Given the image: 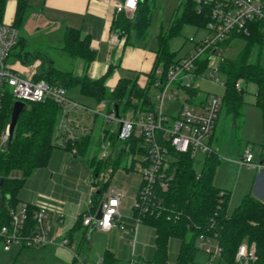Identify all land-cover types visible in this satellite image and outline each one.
<instances>
[{
	"label": "trees",
	"instance_id": "obj_1",
	"mask_svg": "<svg viewBox=\"0 0 264 264\" xmlns=\"http://www.w3.org/2000/svg\"><path fill=\"white\" fill-rule=\"evenodd\" d=\"M7 0H0V21H3ZM182 11L171 19L166 34L159 35V46L156 50L157 57L152 72H150L147 85L141 87L137 76L120 77L113 88H109L106 80L113 70V64L109 70L98 78L89 76V68L96 58V51L91 46L89 36H82L81 31L75 27H67L63 34L61 50L70 58L79 59L82 62V72L66 70L56 66L50 57H40L41 64L33 73L35 79H46L52 83L63 85L67 90L79 87L83 95L93 98L98 104L105 101L107 110H113L118 105L119 112L124 114L128 109H152L154 101L149 95V89L156 80L155 69L159 64L164 67L176 61L174 53L168 49V40L177 35L185 23H191L198 27H205L208 19V7L196 0L181 1ZM28 8L26 0H17L14 25L20 27ZM153 2L151 0H139L138 7L133 16L124 11H116L112 29L126 37L125 44L131 43L132 37L145 40L148 36V27L151 20ZM241 38L244 45L235 57L223 55L220 61V70L225 73V92L221 112L224 110L233 117V124L242 122L247 104L244 83L254 82L257 86L256 104L261 108L263 121V142L261 155L264 156V32L261 24L255 22L251 25L249 34L233 36L222 43L224 50L231 42ZM25 40L20 37L18 45L13 51V56L19 58L22 63L30 62L29 53L24 52ZM18 48V51H17ZM207 61L200 71L205 68ZM238 80H242L241 87H237ZM195 95L196 90H190ZM13 104L5 109L2 120V128L11 121ZM61 104L48 99L41 102H28L19 115L13 136L6 148L0 151V229L3 225H10V209L17 208L20 203L19 194L27 178L38 168L45 166L52 155L54 148L64 147L75 154H85L95 144L93 131L69 137L65 132L55 134V125ZM220 112V113H221ZM96 117H99L96 115ZM93 130V129H92ZM108 135L113 145L116 146L114 133L103 130ZM115 136V137H114ZM140 138L132 137L125 141L130 142L131 151H136ZM128 146V144H125ZM125 147L119 150L117 156L112 159L100 158L97 162L95 156L90 160L95 176L94 183L99 185V191L94 192V205L90 211L79 216L78 225L83 223V218L96 208L99 200L109 188L110 180L99 179L100 169L105 166L112 168V174L121 165L122 154ZM139 151H143L139 148ZM144 153V151H143ZM173 164L175 167L174 178L169 183L168 189L159 190L158 201L161 205L160 213L148 212L143 215L142 222L153 226L154 257L140 264H169V243L171 238L180 240L175 264H189L193 261L197 247V240L202 234L217 235L218 241L223 247L222 258L226 264H236L235 255L241 243L254 244L257 259L254 264H264V202L263 199L249 193L245 195L233 212L228 211L231 192L217 187L213 183V172L221 160L219 152L214 151L203 159L202 169L196 170L195 160L188 155L178 154ZM134 163L125 168H132ZM22 172V178L12 179L8 174L12 171ZM28 203V219L26 231L33 233L35 229L34 214L37 206ZM135 216L138 211L132 206ZM158 211V210H156ZM171 211H178L179 218L168 219ZM3 237L0 235V240ZM102 264H121L115 253L106 249L103 254Z\"/></svg>",
	"mask_w": 264,
	"mask_h": 264
},
{
	"label": "built area",
	"instance_id": "obj_2",
	"mask_svg": "<svg viewBox=\"0 0 264 264\" xmlns=\"http://www.w3.org/2000/svg\"><path fill=\"white\" fill-rule=\"evenodd\" d=\"M105 3L114 6L116 11H124L127 15L133 16L139 0H103ZM207 6L209 19L205 27L204 36L195 40L194 47L188 55L164 67L159 64L155 69L157 87V102H154L152 109H128L124 114H116L115 108L107 110V104L102 101L99 105L103 108L94 109L87 105L78 103L68 96V90L60 84L52 83L46 79H35L33 75L26 77L20 69L11 63L13 51L18 45L20 32L18 27L12 23L0 21V149L8 145L9 123L2 128V120L5 109L16 101L41 102L51 99L59 104H70L74 108L81 107L90 115L101 116L105 122L118 121L119 127L112 131L117 139L128 140L137 137L144 151V159L141 163V185L134 201V207L138 211L134 217V224L129 227L133 235V244L136 240L137 228L143 220V215L148 212L160 213L161 205L157 200L159 190L168 189L169 183L174 178L175 167L173 164L178 154L188 155L195 162H203L206 155L214 151L210 143L218 117L221 112L223 95L206 93L200 96V86L197 81L209 71L210 77L215 82H220L215 72L220 70V61L224 55L222 43L240 34H249L251 25L255 22L261 24L264 32V0H196ZM207 61L205 68L200 71ZM242 80H238L237 87H241ZM190 90H196L193 95ZM183 99V104L177 116H167L163 111L164 100ZM128 115L129 117H127ZM85 130V129H84ZM69 137H75L71 127L64 128ZM104 134V132H103ZM111 140L102 144L100 157H109L112 147ZM240 166L247 165L255 168L264 174V156L256 158L255 153L245 149L238 160ZM22 172L12 171L9 178L20 179ZM0 178L3 177L0 175ZM122 193L111 190L105 199L98 205L95 211L89 212L83 218V224L93 226L100 230L108 231L120 223L121 213L120 198ZM264 202V197L262 198ZM93 205V199L89 200ZM101 210V217H97ZM158 210V211H156ZM64 212H58L57 218L63 221ZM10 225H3L0 235L4 240V248L9 249L13 243H20L22 246L33 245H57L70 250V239L66 236L57 239L50 236L52 219L45 206L37 207L34 214L35 229L33 233L26 231L28 219V203L21 202L17 208L10 209ZM168 219L179 218L178 211H171ZM200 247L204 248L210 255L209 264H213L217 256H222L223 247L217 239V235L202 234L198 238ZM214 241V242H213ZM77 259L78 254L73 252ZM257 259L254 244L241 243L235 255L236 264H254ZM103 256L98 262L102 264ZM82 264H85L82 262ZM131 264H137L135 260Z\"/></svg>",
	"mask_w": 264,
	"mask_h": 264
},
{
	"label": "rangeland",
	"instance_id": "obj_3",
	"mask_svg": "<svg viewBox=\"0 0 264 264\" xmlns=\"http://www.w3.org/2000/svg\"><path fill=\"white\" fill-rule=\"evenodd\" d=\"M153 2V8L151 13V20L148 27V36L145 40H140L137 37H132L130 42L139 46H146L147 49L156 51L159 46V35L161 33L166 34L173 16L182 11L181 1L183 0H151ZM22 27V25H21ZM20 27V29H21ZM22 32V29H21ZM206 33L205 29L198 27L191 23L183 24L181 31L172 36L168 40V49L174 53L175 60L189 54L194 47V42L190 40L194 37L195 40L201 39ZM24 36V35H23ZM25 47L24 52L29 53L28 58L30 62L22 63L21 60L15 56L11 58V63L18 67L26 77L27 75H33L38 70L41 64V58L50 57L54 59L56 65L66 70H76L77 61L79 59H73L67 56L57 44L51 43L52 39L46 32L30 31L24 36ZM244 45V40L241 38L234 39L229 46L224 50V55L227 57H235ZM18 51V48H17ZM39 61V63H38ZM75 61V62H74ZM123 75L124 73L121 72ZM220 82H215L209 75V71L205 73L197 83L200 86V96H205L206 93H216L223 95L225 92V73L219 71L215 72ZM246 89V106L245 114L242 122H238L236 126L233 124V117L222 110L218 127L215 132L213 145L219 152L221 160L218 162L213 172V183L222 189L229 190L231 192V199L229 202L228 211L231 214L235 207L241 203L243 197L249 193L254 195L252 189L254 178L256 177L257 170L253 167L243 165L240 166L238 160L245 149L252 150L255 154H258L262 150L263 142V121L261 108L256 104V90L257 86L254 82H248L243 84ZM158 89L155 86H151L149 89V95L154 102H157L156 95ZM68 96L74 101L87 105L91 108L98 109L100 105L91 97L83 95L79 87H73L68 90ZM183 104V99L164 100L163 111L167 116H177L179 110ZM103 108V107H100ZM87 111H83L81 107L74 108L70 104L60 107L59 114L55 125V134H59L64 131L65 126L74 129L76 134L84 132L92 125V117L88 115ZM129 117L128 115H126ZM118 121L105 122L99 115L98 122L96 123V130L94 129V142L89 151L85 154H67L68 157L76 158L80 161L90 162L91 158L95 156L96 162L101 158L102 144L107 143L111 139L109 136L103 134V130H109L112 133L119 127ZM115 137V136H114ZM126 140H116V146L112 144L107 158L112 156L114 159L119 150L125 147L126 151L122 154L121 165L114 171L112 168H106L103 166L100 169L99 179L110 180L109 188L119 190L118 186H127L130 184L129 179H124L126 174H130V178H137L141 171V163L144 159L143 151H139L141 144L138 142L136 151L133 152L129 148V143H125ZM112 142V141H111ZM125 144H128L126 146ZM6 144L1 147L0 151L6 148ZM56 149H54L55 151ZM53 151V152H54ZM55 157L52 153L51 158ZM104 158L103 160H106ZM102 159V158H101ZM134 162L133 170H126V166H130ZM95 167V166H94ZM93 167V168H94ZM202 169V163H196V170L200 172ZM126 170V171H125ZM128 171V172H127ZM36 174V171L31 174L27 181L24 183L23 188L28 185L31 189V181ZM29 180V181H28ZM32 190V189H31ZM127 205V204H125ZM130 211V210H129ZM140 228L142 232L137 241L136 250L134 249V255H132L133 247L126 240L122 239L120 233L112 241L116 243V255L122 260V264H129L130 260H135L137 264L145 263L151 260L155 255L154 248V236L155 231L153 226L148 223L141 222ZM145 229V230H143ZM110 233H105L100 230H95L92 234L93 247L89 260L85 264H96V258L98 255L104 254L105 244L110 239ZM121 242L123 244H121ZM200 240H197V247L193 261L189 264H209L210 255L206 250L200 247ZM214 242V241H213ZM180 240L176 237L171 238L169 243V264H175L176 256L179 249ZM4 240H0V264H82L81 261L86 254V247L82 250L80 258L76 259L73 254V250H69L65 247H54L51 245L40 246H22L20 243H13L9 249L4 248ZM76 244V243H75ZM76 251V250H74ZM81 261V262H80ZM213 264H226V261L217 256Z\"/></svg>",
	"mask_w": 264,
	"mask_h": 264
},
{
	"label": "crops",
	"instance_id": "obj_4",
	"mask_svg": "<svg viewBox=\"0 0 264 264\" xmlns=\"http://www.w3.org/2000/svg\"><path fill=\"white\" fill-rule=\"evenodd\" d=\"M26 1L28 8L24 15V20L21 23L22 27L20 25L22 32L19 27L21 38L25 40L24 36L30 31L46 32L52 39L51 43L53 45L56 43L57 47L61 49L65 29L67 27L78 28L82 36L90 37L91 46L96 51V58L91 63L88 71L90 77H100L113 64V70L106 80V84L110 89L117 84L120 77L137 76L138 84L141 87L147 85L150 72H152L156 61L157 53L154 50L147 49L146 46H139L133 42L125 44L126 37L112 29V22L116 13L113 5L105 3L103 0ZM16 7L17 0H7L3 21L14 23ZM52 60L56 65L55 60ZM76 62L78 63L74 71L81 73L83 64L81 61L76 60ZM121 72L124 74L122 75ZM90 116L92 117L91 127L88 129L85 127V131H81L79 134L94 131L96 128L99 117L94 115ZM218 120L210 139L213 148ZM54 149L56 150H53L54 152L52 153H54L55 157L50 158L45 166L38 168L31 181L28 180L32 185V190L27 189L29 188V183L24 188L22 187L19 194V205L21 202L26 201L37 207L45 206L52 219L50 236L58 240L67 236L70 239L71 249L78 254V258H80L82 250L86 247V254L81 260L83 263H86L89 260L88 258L91 255L93 247L92 234L95 230L100 229L93 226H86L83 223L78 228L76 226L78 225L79 216L82 213L90 211L94 205V202L93 205L89 204V200L93 199L94 192L99 191V185L94 183L95 176L97 175L94 174L90 162L87 163L86 161L68 157L67 154H72L74 151H70L61 146ZM255 156L256 158L261 157V152L255 154ZM133 169L134 165L130 169L126 168L128 171ZM129 175L126 174L124 179H129L130 184L127 186H118L119 190H115L122 193L119 207L121 213L120 223L122 222L126 227L122 228L117 224L108 231L100 230L111 234L109 235L110 239L105 244L104 251L109 249L115 255L117 249L116 243H112V241L117 237V234L120 233L121 240H127L132 245V255H134V249L136 250L137 241L142 232L139 225L136 240L133 244V235L129 231V227L134 224L135 212L132 206L141 185V173H139L137 178L133 179ZM252 189L254 190V196L261 199L264 197V174L257 171ZM111 190L113 189L108 188L104 191L98 205ZM98 205L92 211H95ZM58 212H64L65 216L63 221L58 220ZM123 243L121 242V244ZM51 246L62 247L57 245ZM99 257L100 254L96 258V264H100L98 262ZM116 257L122 264V260L117 255ZM131 261L129 264H131Z\"/></svg>",
	"mask_w": 264,
	"mask_h": 264
},
{
	"label": "water",
	"instance_id": "obj_5",
	"mask_svg": "<svg viewBox=\"0 0 264 264\" xmlns=\"http://www.w3.org/2000/svg\"><path fill=\"white\" fill-rule=\"evenodd\" d=\"M25 103L22 101H16L12 110V114H11V121L9 123V134H10V139L9 142L11 141V138L13 136L18 118L20 113L22 112V110L24 109ZM115 110H116V114L119 115V107L118 105H115ZM101 210L98 211L97 213V217H101Z\"/></svg>",
	"mask_w": 264,
	"mask_h": 264
},
{
	"label": "clouds",
	"instance_id": "obj_6",
	"mask_svg": "<svg viewBox=\"0 0 264 264\" xmlns=\"http://www.w3.org/2000/svg\"><path fill=\"white\" fill-rule=\"evenodd\" d=\"M130 2H131V0H130Z\"/></svg>",
	"mask_w": 264,
	"mask_h": 264
}]
</instances>
